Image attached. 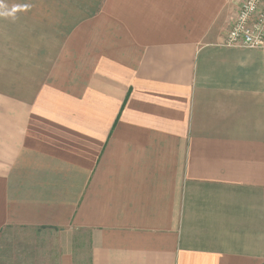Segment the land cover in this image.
I'll use <instances>...</instances> for the list:
<instances>
[{
    "label": "crops",
    "instance_id": "1",
    "mask_svg": "<svg viewBox=\"0 0 264 264\" xmlns=\"http://www.w3.org/2000/svg\"><path fill=\"white\" fill-rule=\"evenodd\" d=\"M243 0H3L0 234L59 264H264V50ZM83 260V261H82Z\"/></svg>",
    "mask_w": 264,
    "mask_h": 264
},
{
    "label": "rangeland",
    "instance_id": "2",
    "mask_svg": "<svg viewBox=\"0 0 264 264\" xmlns=\"http://www.w3.org/2000/svg\"><path fill=\"white\" fill-rule=\"evenodd\" d=\"M59 239L48 229L5 228L0 234V264H59L65 254ZM79 256V251L72 256L76 264Z\"/></svg>",
    "mask_w": 264,
    "mask_h": 264
},
{
    "label": "built area",
    "instance_id": "3",
    "mask_svg": "<svg viewBox=\"0 0 264 264\" xmlns=\"http://www.w3.org/2000/svg\"><path fill=\"white\" fill-rule=\"evenodd\" d=\"M225 44L264 50V0H243L239 4Z\"/></svg>",
    "mask_w": 264,
    "mask_h": 264
},
{
    "label": "clouds",
    "instance_id": "4",
    "mask_svg": "<svg viewBox=\"0 0 264 264\" xmlns=\"http://www.w3.org/2000/svg\"><path fill=\"white\" fill-rule=\"evenodd\" d=\"M31 5H16L11 9H8L7 6L3 3V0H0V18L11 19L15 21L17 17V13L20 11H28Z\"/></svg>",
    "mask_w": 264,
    "mask_h": 264
}]
</instances>
